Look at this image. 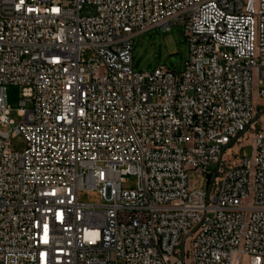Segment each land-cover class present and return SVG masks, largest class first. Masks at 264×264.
I'll use <instances>...</instances> for the list:
<instances>
[{
    "label": "built area",
    "instance_id": "2783aa9c",
    "mask_svg": "<svg viewBox=\"0 0 264 264\" xmlns=\"http://www.w3.org/2000/svg\"><path fill=\"white\" fill-rule=\"evenodd\" d=\"M175 25L183 71L134 69L132 38ZM253 88L264 0H0V264H264ZM253 125L251 157L226 159Z\"/></svg>",
    "mask_w": 264,
    "mask_h": 264
},
{
    "label": "rangeland",
    "instance_id": "374dc122",
    "mask_svg": "<svg viewBox=\"0 0 264 264\" xmlns=\"http://www.w3.org/2000/svg\"><path fill=\"white\" fill-rule=\"evenodd\" d=\"M183 32V26L175 25L169 31L156 28L134 36L132 38V58L134 63L139 61L137 71L144 72L147 70V66H149L148 71H152L160 66L169 68L170 65L177 73L183 71L184 64L188 59V46L184 40ZM254 90V103L260 113L264 109V101L255 96L257 88ZM20 93L21 90L18 86L8 85L5 87L9 117L15 123L19 121L16 111L19 109ZM256 130V125L251 126L239 139L231 144L224 154L225 158L229 161L249 159L252 153L251 142ZM11 148L13 151H22L24 148L22 139L20 137L11 139ZM214 168L211 166L209 170H214ZM203 184V177L199 174L190 173L188 175L190 189H200ZM135 186L136 179L134 177L125 179L123 184L125 189H134ZM78 200L80 203L86 204L99 202L93 193L86 191L78 192Z\"/></svg>",
    "mask_w": 264,
    "mask_h": 264
},
{
    "label": "water",
    "instance_id": "95a60500",
    "mask_svg": "<svg viewBox=\"0 0 264 264\" xmlns=\"http://www.w3.org/2000/svg\"><path fill=\"white\" fill-rule=\"evenodd\" d=\"M138 64H139V61H136L135 63H134V66H133V68L134 69H137V67H138ZM169 68H171V69H173L172 68V65H170L169 66ZM147 70H149V66H147V68H146ZM206 179L209 181V179H210V175L208 174V175H206Z\"/></svg>",
    "mask_w": 264,
    "mask_h": 264
}]
</instances>
